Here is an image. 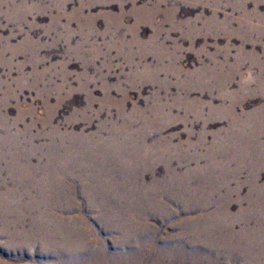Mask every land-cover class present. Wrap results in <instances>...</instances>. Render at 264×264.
<instances>
[{"label":"rangeland","instance_id":"obj_1","mask_svg":"<svg viewBox=\"0 0 264 264\" xmlns=\"http://www.w3.org/2000/svg\"><path fill=\"white\" fill-rule=\"evenodd\" d=\"M103 207L264 250V0H0V215Z\"/></svg>","mask_w":264,"mask_h":264},{"label":"bare ground","instance_id":"obj_2","mask_svg":"<svg viewBox=\"0 0 264 264\" xmlns=\"http://www.w3.org/2000/svg\"><path fill=\"white\" fill-rule=\"evenodd\" d=\"M103 212L93 224L98 231L95 235L91 223L79 218H62L55 213L41 214L38 223L33 221L19 235L18 231L10 232V218L0 215V230H4L6 239L4 246L12 252L11 259H0V264H264L262 247L246 251L231 235L221 234L217 227L207 228L202 218L186 219L179 234L164 232L157 237L155 227L140 221V214L141 218L136 219L132 213L120 216L110 208H104ZM8 214L12 215L13 210H8ZM99 231L111 235L114 244L108 242L109 238L100 241Z\"/></svg>","mask_w":264,"mask_h":264}]
</instances>
